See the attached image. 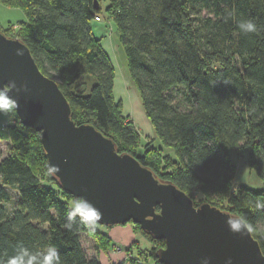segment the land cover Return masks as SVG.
I'll list each match as a JSON object with an SVG mask.
<instances>
[{
    "label": "trees",
    "instance_id": "trees-1",
    "mask_svg": "<svg viewBox=\"0 0 264 264\" xmlns=\"http://www.w3.org/2000/svg\"><path fill=\"white\" fill-rule=\"evenodd\" d=\"M104 1L103 13L102 0L97 7L95 0H0L26 15L17 24H0V31L29 47L39 69L65 95L76 124H93L115 141L118 152L172 181L195 205L199 191L204 201L240 216L264 253V0ZM95 17L114 24L154 132L150 141L142 142L114 99V67L93 31ZM247 19L256 23L255 33L242 34L237 27ZM10 114L18 119L15 110ZM3 131L10 150L0 160V264L14 258L41 264L50 246L60 264H102L87 256L81 234L91 235L100 253L114 242L98 222L79 223L68 204L77 198L50 172L39 133L21 121ZM238 147L262 180L261 190L234 186L230 152ZM9 188L18 194L10 210ZM133 224L134 233L160 246L147 262L134 257L133 241L124 261L161 264L155 250L164 241Z\"/></svg>",
    "mask_w": 264,
    "mask_h": 264
},
{
    "label": "water",
    "instance_id": "water-1",
    "mask_svg": "<svg viewBox=\"0 0 264 264\" xmlns=\"http://www.w3.org/2000/svg\"><path fill=\"white\" fill-rule=\"evenodd\" d=\"M95 6H98L95 0ZM23 125L39 133L52 175L74 198L101 212L100 225L132 222L154 239L161 264H264V253L246 222L207 201L198 205L138 158L118 152L115 141L91 123L76 124L54 78L45 75L29 47L0 31V87ZM235 226V227H233Z\"/></svg>",
    "mask_w": 264,
    "mask_h": 264
},
{
    "label": "rangeland",
    "instance_id": "rangeland-1",
    "mask_svg": "<svg viewBox=\"0 0 264 264\" xmlns=\"http://www.w3.org/2000/svg\"><path fill=\"white\" fill-rule=\"evenodd\" d=\"M104 7L105 1L102 0L103 13L105 12ZM25 20L26 15L23 10L19 8L7 7L0 3V24L3 27H7L9 24H17ZM92 24L94 33L99 36L101 35V37H99L100 42L103 40V44L106 45L105 47L110 54L109 58L114 67V99L121 102L123 116L133 121L141 134L142 142L145 143L150 141L154 136V132L144 113L139 95L128 76L126 55L119 41L114 24L111 19L107 17L104 19L101 18V21H93ZM16 119L13 118L10 113L0 115V134L2 133V136L0 137V160L6 156L10 150V140H8L7 133L3 130L6 129L8 124H16L20 121L19 118L17 120ZM157 144L158 142H154V145ZM164 149L165 151H169L167 148ZM230 157L235 165V175L233 180L234 186H245L255 191L261 190L263 188V182L258 176L256 170L249 166L247 152L243 148L238 147L236 150L230 152ZM8 192L10 199L5 202V206L8 210H10L15 201H17L18 194L11 188L8 189ZM193 195L196 203H201L204 199H207V197L202 195L199 191H196ZM222 201L228 203L229 197L227 196ZM72 202L73 200L68 201L70 209H72ZM133 227L134 224L132 222L117 224L110 227L103 225L98 226L100 230L106 232L110 236L112 231L118 232V235L120 236L127 235L125 241L118 240L114 242L113 247L109 252L100 253L95 245L96 240L87 233H82L80 236L82 247L89 258H99L102 264H129L127 261H124L126 257L125 249H127L133 241H137L135 245L131 246L130 251L134 257L142 260L146 259L147 262H151L153 260L152 257H150L153 252L152 248L160 246V243L140 234L139 230H136L134 233ZM130 232L134 235L133 237L128 235ZM117 247L120 248L118 249ZM138 251H140V254H138Z\"/></svg>",
    "mask_w": 264,
    "mask_h": 264
},
{
    "label": "clouds",
    "instance_id": "clouds-1",
    "mask_svg": "<svg viewBox=\"0 0 264 264\" xmlns=\"http://www.w3.org/2000/svg\"><path fill=\"white\" fill-rule=\"evenodd\" d=\"M237 27L242 34L255 33L257 31V25L252 19L239 22ZM12 86L13 84L9 83L7 86L0 87V115L12 113L18 108L17 102L7 95ZM71 208L73 214L79 217V223L89 227H94L96 222L101 219L102 214L99 209L85 202L83 198L74 199ZM8 264H19V258L10 259ZM29 264H31V260H29ZM41 264H60V256L55 247H49L48 254L43 257ZM203 264H208V261L205 259Z\"/></svg>",
    "mask_w": 264,
    "mask_h": 264
},
{
    "label": "crops",
    "instance_id": "crops-1",
    "mask_svg": "<svg viewBox=\"0 0 264 264\" xmlns=\"http://www.w3.org/2000/svg\"><path fill=\"white\" fill-rule=\"evenodd\" d=\"M96 35V34H95ZM104 35V34H103ZM96 37H101V35L99 36V35H96ZM101 45H102V47L104 48V50L107 52V54H108V56H110V54L108 53V50H107V48L105 47L106 45L105 44H103V40H102V42H101ZM129 236H131V237H133L134 235L132 234V232H130V234H128ZM110 236V235H109ZM111 239L113 240V242H116V241H118V240H124L125 241V239L127 238V235L126 236H120V235H118V232H114V231H112V233H111ZM123 237V238H122Z\"/></svg>",
    "mask_w": 264,
    "mask_h": 264
},
{
    "label": "built area",
    "instance_id": "built-area-1",
    "mask_svg": "<svg viewBox=\"0 0 264 264\" xmlns=\"http://www.w3.org/2000/svg\"><path fill=\"white\" fill-rule=\"evenodd\" d=\"M93 21H101V19L99 17H95ZM117 248L119 249L120 247H117Z\"/></svg>",
    "mask_w": 264,
    "mask_h": 264
}]
</instances>
